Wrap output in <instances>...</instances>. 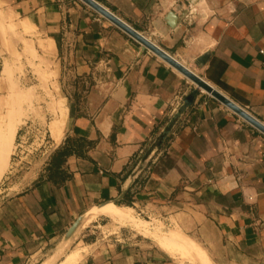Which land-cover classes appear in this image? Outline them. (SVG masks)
<instances>
[{"label": "crops", "instance_id": "1", "mask_svg": "<svg viewBox=\"0 0 264 264\" xmlns=\"http://www.w3.org/2000/svg\"><path fill=\"white\" fill-rule=\"evenodd\" d=\"M97 1L264 123V0ZM0 15L58 57L68 107L61 139L51 133L39 168L2 197L0 264L55 254L80 216L111 202L214 264H264V133L205 91L186 106L197 86L84 2L0 0ZM91 217L71 264H184L137 234L88 243L90 225L119 219Z\"/></svg>", "mask_w": 264, "mask_h": 264}, {"label": "rangeland", "instance_id": "2", "mask_svg": "<svg viewBox=\"0 0 264 264\" xmlns=\"http://www.w3.org/2000/svg\"><path fill=\"white\" fill-rule=\"evenodd\" d=\"M18 34L14 24L9 27L3 25L0 15V203L3 196H12L20 191L24 176L39 168L43 160L44 146L47 147L52 142L51 127L59 118L57 104L65 101L60 85L58 57L51 53L36 52L33 47H28L20 41ZM19 129L18 140L14 143ZM91 212L92 210L84 216L85 222L94 218L91 217ZM131 217V220L126 218L128 220L110 221L104 224V228L90 225L86 232V241L96 242L98 238L109 233L123 237L137 234L168 249L179 262L204 264L202 260H195L194 257L193 260L188 252L179 250L177 241L185 239L204 254L201 250L204 248L189 237L155 221L141 223L139 216H136V220ZM94 225L98 226L99 223ZM70 240L55 254L47 253L43 260L36 264H55L64 259L77 245H70ZM205 252L207 253L206 250ZM207 255L210 258L208 253Z\"/></svg>", "mask_w": 264, "mask_h": 264}, {"label": "water", "instance_id": "3", "mask_svg": "<svg viewBox=\"0 0 264 264\" xmlns=\"http://www.w3.org/2000/svg\"><path fill=\"white\" fill-rule=\"evenodd\" d=\"M81 1L84 2L86 5H88L89 7H91L96 12H98L100 15L111 21L113 24H115L117 27H119L121 30H123L133 39L138 41L143 46L144 49H148L149 51L153 52L163 61H165L170 66L175 68L178 72H180L182 75H184L186 78H188L193 83H195L197 88L191 94L186 96L184 100L186 106H191L194 103L195 97L198 94L199 90L205 91L211 94L214 98L218 99L220 102H222L232 111H234L236 114L241 116L244 120H246L252 126L257 128L259 131L264 133V123L258 120L255 116H253L245 108L240 106L237 102H235L234 100L223 94L221 91L216 89L208 81H206L196 72H194L192 69L181 63L179 60H177L175 57H173L170 53L165 51L159 45L154 43L144 34L133 28L124 20H122L119 16H117L115 13L109 10V8H107L97 0H81ZM83 219H84V215L80 216L70 227L66 236L67 240H70L74 235V233L78 230V228L83 224Z\"/></svg>", "mask_w": 264, "mask_h": 264}, {"label": "bare ground", "instance_id": "4", "mask_svg": "<svg viewBox=\"0 0 264 264\" xmlns=\"http://www.w3.org/2000/svg\"><path fill=\"white\" fill-rule=\"evenodd\" d=\"M57 110H58L59 118L53 123V125L51 127V133L53 134V137H55L57 139V142H58V140H60L62 135H63L64 127H65L66 121L68 119V107L65 104V101H61L60 103L57 104ZM130 212L131 211L126 210L123 207L111 202L104 207L102 206L100 208L93 209L91 212V215L94 216L97 214L104 213V214L110 215L111 217H113V219L119 218L120 220H122V219L128 218L129 220H131L132 215L130 214ZM128 219H126V220H128ZM139 222L147 223L145 220H142V219H140ZM145 225L147 226L148 224H145ZM136 226H138V225H136ZM138 229H140V228L138 227ZM169 242H171V241H169ZM177 242H178L177 245L180 248L179 250L184 252V253L188 252L191 255L192 259L194 257L195 260L196 259H198V261L202 260V262H204V264H214V262H212V260L208 257V255L204 249H201L202 251H204V254H202L201 252L197 251L196 248L194 247V245L192 243H190L188 240L182 239L181 241H177ZM76 255H77L76 252H72L60 264H71L74 261V258ZM199 263L201 264V262H199Z\"/></svg>", "mask_w": 264, "mask_h": 264}, {"label": "built area", "instance_id": "5", "mask_svg": "<svg viewBox=\"0 0 264 264\" xmlns=\"http://www.w3.org/2000/svg\"><path fill=\"white\" fill-rule=\"evenodd\" d=\"M195 13V9H193L192 5H190V10L186 13L185 18L188 19L189 22H192V17ZM264 53V51H262Z\"/></svg>", "mask_w": 264, "mask_h": 264}, {"label": "trees", "instance_id": "6", "mask_svg": "<svg viewBox=\"0 0 264 264\" xmlns=\"http://www.w3.org/2000/svg\"><path fill=\"white\" fill-rule=\"evenodd\" d=\"M126 197H132V193H131V190H129L126 194ZM118 204V203H117ZM128 205H131V203H128Z\"/></svg>", "mask_w": 264, "mask_h": 264}]
</instances>
